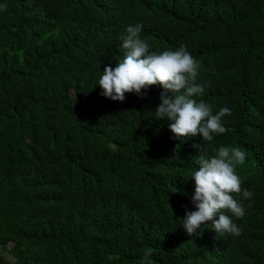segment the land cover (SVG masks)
Here are the masks:
<instances>
[{
	"label": "trees",
	"instance_id": "trees-1",
	"mask_svg": "<svg viewBox=\"0 0 264 264\" xmlns=\"http://www.w3.org/2000/svg\"><path fill=\"white\" fill-rule=\"evenodd\" d=\"M137 24L150 51L199 61L193 98L231 110L226 133L176 138L155 119L161 85L101 95ZM221 146L247 153L236 171L253 195L233 193L246 214L221 210L241 234L209 221L189 235V178ZM147 250L152 264H264V0H0V264H143Z\"/></svg>",
	"mask_w": 264,
	"mask_h": 264
},
{
	"label": "clouds",
	"instance_id": "clouds-1",
	"mask_svg": "<svg viewBox=\"0 0 264 264\" xmlns=\"http://www.w3.org/2000/svg\"><path fill=\"white\" fill-rule=\"evenodd\" d=\"M142 28L137 24L125 29L121 36L125 56L114 68L111 65L104 68L98 82L103 90L101 95L123 102L125 93L134 92L143 98L146 93L142 89L161 85L164 91L154 112L155 119L171 122L169 128L176 138L201 135L204 142H211L214 136L226 133L223 118L231 115V110L223 107L214 114L207 102L193 98L202 96L207 86L197 82L199 61L184 46L175 51H150L148 41L141 38ZM195 147L200 149V145ZM197 157L199 168L189 178L195 181L192 203L196 210L187 211L181 225L193 235L211 221L218 235H240L241 228L221 210H228L236 218L246 214L242 202L233 196L235 193L250 199L253 195L241 185V175L236 171L245 163L246 151L239 146H221L215 155L208 156L200 150ZM150 255L151 250H147L143 264H152ZM229 256L230 252L222 259L226 262Z\"/></svg>",
	"mask_w": 264,
	"mask_h": 264
}]
</instances>
